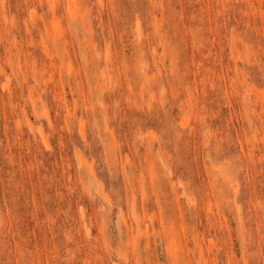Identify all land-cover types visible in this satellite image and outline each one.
<instances>
[{
    "label": "rangeland",
    "instance_id": "rangeland-1",
    "mask_svg": "<svg viewBox=\"0 0 264 264\" xmlns=\"http://www.w3.org/2000/svg\"><path fill=\"white\" fill-rule=\"evenodd\" d=\"M0 264H264V0H0Z\"/></svg>",
    "mask_w": 264,
    "mask_h": 264
},
{
    "label": "bare ground",
    "instance_id": "bare-ground-1",
    "mask_svg": "<svg viewBox=\"0 0 264 264\" xmlns=\"http://www.w3.org/2000/svg\"><path fill=\"white\" fill-rule=\"evenodd\" d=\"M47 113V112H46ZM46 141V140H45ZM81 161V160H80ZM92 171V170H91ZM106 197V196H105Z\"/></svg>",
    "mask_w": 264,
    "mask_h": 264
}]
</instances>
